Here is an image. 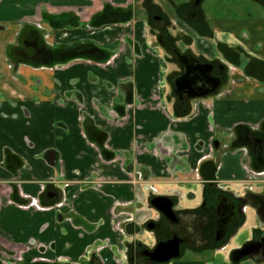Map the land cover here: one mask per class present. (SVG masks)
Returning a JSON list of instances; mask_svg holds the SVG:
<instances>
[{"label": "crops", "instance_id": "1", "mask_svg": "<svg viewBox=\"0 0 264 264\" xmlns=\"http://www.w3.org/2000/svg\"><path fill=\"white\" fill-rule=\"evenodd\" d=\"M55 3L75 5L83 16L98 2L3 0L0 4V264L15 257L27 264L38 258L55 264H101V258L107 259L106 264H118L115 259L124 262L127 239H134L145 218L156 216L146 203L151 186L160 193L179 191L180 208L192 209L201 202L204 184L211 183L216 190V181L247 200L243 222L224 250L199 252L175 264H264V258L232 260L234 250L264 236V217L255 201L264 202V183L248 180L242 169L250 160L248 151L233 148L227 133L240 125L264 136V83L236 74L223 97L214 98L212 108L200 105L192 118H180L168 84L174 67L157 40L144 33L143 20L134 27L117 26L95 34L80 26L71 30L65 42L94 41L117 52L111 64L85 59L59 67L13 64L6 50L21 23L41 20L45 5H59ZM216 28L264 60V18L228 21ZM135 91L141 106L119 118L116 111L133 101ZM90 141H107L114 160L102 159ZM102 177L119 183L105 184L103 193L73 184L67 189V205L53 207L60 201L59 195L53 196L58 193L53 179L92 182ZM132 180L141 182L134 186ZM18 187L51 209L21 207L25 201ZM117 202L130 205L120 208L114 218ZM71 205L73 223L68 220ZM123 212L133 214L134 221L127 222ZM142 237L148 244L156 242L150 234ZM107 239L109 246H102ZM99 247L104 249L97 253Z\"/></svg>", "mask_w": 264, "mask_h": 264}, {"label": "flooded vegetation", "instance_id": "2", "mask_svg": "<svg viewBox=\"0 0 264 264\" xmlns=\"http://www.w3.org/2000/svg\"><path fill=\"white\" fill-rule=\"evenodd\" d=\"M2 2L3 0H0V4ZM97 2L94 11L83 16L80 14V8L75 5H64V3H55L59 4L56 6L45 5L46 10L41 12V20L21 23L22 27L13 43L7 46V57L13 64L37 67H59L77 59L90 60L98 64H111L117 57V52L112 53L111 50L94 41L65 42L70 37L71 30L80 26L95 34L97 31L112 30L117 26H133L138 20H143L144 33L147 32L149 36L157 40L170 60L168 63L174 67L169 75L168 84L180 118H192L198 113L200 105L212 108L214 98L223 97L225 90H228L235 82L236 74H239L242 80L245 77L264 83V60L248 53L238 40L232 39L227 32L216 28L217 24L228 21L236 23L264 18L257 14L261 12L260 7L264 9V0H220L217 2L214 0H160L159 3L155 0H125L124 2L97 0ZM162 3H165L172 18L162 12ZM212 3H214V10L209 8ZM48 7L55 13L51 14ZM206 11L217 13L215 15L212 13V16L218 19L212 21ZM45 23L50 26V31L47 30ZM188 61L209 68L206 72L207 77L200 79V85L212 88L218 82V86L201 96H192L188 88L180 89L175 82L186 72ZM140 106L141 101L135 91L133 101L116 113L119 118H125L130 109ZM211 118L212 125L213 115ZM227 133L233 140V148H246L248 151L250 160L242 164L248 180L264 183V136L262 133L240 125L233 130L229 129ZM90 142L102 159L114 160V156L110 154L113 151L107 141L101 144ZM221 146L224 149L229 148L227 145ZM58 158L60 163L61 158ZM218 168L220 169L221 166ZM197 175L199 176V169ZM51 182L58 188V193H54L53 196L59 195L60 198V201L53 206L54 208L67 205V189L73 184L90 185L94 190L103 193L102 187L105 184L119 183L118 180L109 177H102L92 182L65 181L64 179H53ZM140 182L139 180L131 181L134 186L139 185ZM16 183L19 182L16 181ZM219 183L220 181H216L218 184L216 190L211 187L213 186L211 183L204 184L201 202L192 209L180 208L182 196L179 191L160 193L151 186L146 203L149 210L156 212V216L145 218L138 224L139 228L134 239L128 238L125 243V261L115 259L116 262L118 264H175L179 261L191 260L199 252L206 254L224 250L243 222L248 203L239 194ZM45 188V185L42 186L43 190ZM17 191L20 199L25 201V203H19L21 207L44 211L51 209L42 206L38 199L24 194L20 187ZM225 191L231 193H225ZM157 200L170 204L169 214L153 205V202ZM255 201L258 213L264 217V202L262 203L258 198ZM129 205L130 203L117 202L112 211L113 217L118 216L120 208ZM70 208L71 217L68 220L73 223L75 210L73 205ZM122 214L128 215L127 222L134 221L133 214L125 212ZM118 225H116L117 230L124 235L127 234L124 228L121 229ZM142 233L152 235L156 242L148 244L142 237ZM255 233L257 230L254 235ZM170 242L175 246L178 245L179 255L168 261H162L169 254L159 253V250L169 246ZM104 243L102 246H109L108 239ZM104 247H99L97 253H100ZM87 253L91 254L92 250ZM232 256L234 263H239L245 257L264 258V236H255L252 241L234 250ZM100 261L101 264L107 263V259L101 258ZM4 264L27 263H24L21 257H15V261L4 262ZM29 264L55 263L45 258H38Z\"/></svg>", "mask_w": 264, "mask_h": 264}, {"label": "water", "instance_id": "3", "mask_svg": "<svg viewBox=\"0 0 264 264\" xmlns=\"http://www.w3.org/2000/svg\"><path fill=\"white\" fill-rule=\"evenodd\" d=\"M188 68L186 70V72L184 73V75L182 77H180L179 79L176 80L175 84L180 88H188L190 90V94H192V96H201V95H205L211 91H213L217 86H218V82H216L212 88H208L206 85H200V79H202V77H207V71H208V67L207 66H202V65H196L195 62L192 61L191 62H187ZM202 71L204 73H202ZM184 86V87H183ZM166 201H162V200H157L153 202V205L156 206L157 208H159L161 211H163L166 214L170 213V204H166ZM170 206V207H169ZM170 245L165 247V248H161L159 250V253H164L167 252L169 255L162 261H168L171 258H175L178 257L179 255V247L176 244L173 245L172 242L169 243Z\"/></svg>", "mask_w": 264, "mask_h": 264}, {"label": "rangeland", "instance_id": "4", "mask_svg": "<svg viewBox=\"0 0 264 264\" xmlns=\"http://www.w3.org/2000/svg\"><path fill=\"white\" fill-rule=\"evenodd\" d=\"M155 1H156L157 3L160 2V0H155ZM214 1L217 2V1H220V0H214ZM229 1H233V0H229ZM213 5H214V3H212V4L209 6L210 10H214ZM161 7H162V12L165 13V14H167L169 17H171L172 14H170V13L168 12L165 3H162V6H161ZM255 7L258 8L259 6H255ZM260 10H261V12H260V13H257V14H259L260 16H264V9H263L262 7H260ZM206 12H207L208 17H209L212 21L218 19V18L212 16V13H213V15H215V14H217V13H214V12L209 13L208 11H206ZM220 14H221V13H220ZM259 15H257V16H259ZM20 16H22V15H20ZM171 18H172V17H171Z\"/></svg>", "mask_w": 264, "mask_h": 264}]
</instances>
